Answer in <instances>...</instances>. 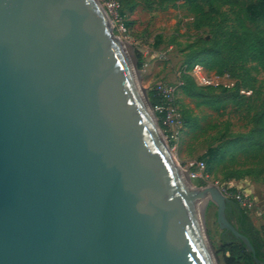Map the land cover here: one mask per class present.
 Returning <instances> with one entry per match:
<instances>
[{
    "label": "water",
    "instance_id": "95a60500",
    "mask_svg": "<svg viewBox=\"0 0 264 264\" xmlns=\"http://www.w3.org/2000/svg\"><path fill=\"white\" fill-rule=\"evenodd\" d=\"M97 0H0V264H217ZM207 201V203H208Z\"/></svg>",
    "mask_w": 264,
    "mask_h": 264
},
{
    "label": "rangeland",
    "instance_id": "374dc122",
    "mask_svg": "<svg viewBox=\"0 0 264 264\" xmlns=\"http://www.w3.org/2000/svg\"><path fill=\"white\" fill-rule=\"evenodd\" d=\"M237 1L239 8L251 14L260 9L258 0ZM127 2H122V16L128 24L126 34L110 25L113 35L130 51L127 64L134 68L133 78L140 84L155 121L159 125L158 111L151 105L149 94L168 87L175 92L176 105L185 120L192 122L190 126L169 129L159 126L187 186L201 189L216 185L221 192H239L264 205V128L257 123L258 116L264 115V69L246 62L221 39L222 31L236 26L235 16L227 6H217L215 13H208L213 21L202 19L195 24L194 18L207 11L206 7H189L183 0ZM244 21L252 26L251 19ZM259 26L264 32V25ZM217 50L223 62L217 75L231 88L210 89L198 84L193 76V64L207 52ZM237 87L253 93L237 94ZM216 211L217 206L208 201L203 223L217 264H225L219 250L223 230ZM253 220L264 230V218Z\"/></svg>",
    "mask_w": 264,
    "mask_h": 264
},
{
    "label": "trees",
    "instance_id": "16d2710c",
    "mask_svg": "<svg viewBox=\"0 0 264 264\" xmlns=\"http://www.w3.org/2000/svg\"><path fill=\"white\" fill-rule=\"evenodd\" d=\"M121 4V14L124 15L122 2L128 3V0H119ZM260 9L257 13L251 14L247 9L239 8L237 0H183L184 5L189 7H198L202 5L207 8V11L194 18L195 24L202 19L213 21L208 13H215L217 6H227L229 12L235 16L236 26L229 31L221 32V39L225 45L235 53L243 56L246 62L257 64L264 69V32L259 25H264V0H258ZM251 17V18H250ZM244 18L251 19L252 26L245 23ZM260 23V24H259ZM126 25L128 26L127 22ZM197 64V63H195ZM208 71H214L220 74L223 67V62L219 58V50L215 52H207L206 55L199 60ZM194 65V64H193ZM191 85V84H190ZM192 86V85H191ZM213 89V87H208ZM187 93L191 94L190 88H187ZM239 88L235 89L237 94ZM252 91V90H251ZM253 93V92H252ZM151 105L155 108L162 104V98L157 91H151L149 94ZM159 117V126L166 129L163 124L164 113L157 112ZM183 125H192L191 121L185 120L182 111H180ZM257 123L264 128V115L261 114L257 118ZM225 213L227 219L245 235L255 250V256L258 262L255 261L251 252H249L245 244L238 238L234 237L229 231L223 230L220 236V251L224 254L225 264H264V230L257 227L250 214L243 210L238 202L234 199H228L226 203Z\"/></svg>",
    "mask_w": 264,
    "mask_h": 264
},
{
    "label": "built area",
    "instance_id": "2783aa9c",
    "mask_svg": "<svg viewBox=\"0 0 264 264\" xmlns=\"http://www.w3.org/2000/svg\"><path fill=\"white\" fill-rule=\"evenodd\" d=\"M103 8L109 16L110 23L113 28H116L121 34H126L128 27L121 14V4L119 0H100ZM193 76L198 84L205 87L213 88H231L232 85L221 81L219 75L210 74L201 64H194L192 66ZM162 98V104L155 107L158 112L164 113L163 123L166 128L182 126L183 120L179 108L176 105L175 92L172 88L162 87L157 90ZM242 94H250L251 90L239 91ZM171 137L174 138V133L170 130ZM228 199H234L238 202L239 206L250 213L252 220L254 218L261 220L264 218V205L257 204L254 200L247 198L239 192H222Z\"/></svg>",
    "mask_w": 264,
    "mask_h": 264
},
{
    "label": "bare ground",
    "instance_id": "6f19581e",
    "mask_svg": "<svg viewBox=\"0 0 264 264\" xmlns=\"http://www.w3.org/2000/svg\"><path fill=\"white\" fill-rule=\"evenodd\" d=\"M119 43H120V48L122 49L123 54H124V56H125L126 62L129 64L128 60H129V57H131V55H130V51H129V49H128V47H127L126 44H124L123 42H119ZM129 68H130V70H131L132 72H134V68H132V67H130V66H129ZM134 73H135V72H134ZM132 75H133V74H132ZM139 85H140V84H139ZM138 96H139V98L142 99V101H143V107L148 111L149 109H148V106H147V103H146V100H145V95H144V93L142 92V90L139 91ZM172 157H173V155H172ZM173 160H174V158H173ZM174 161H175V160H174ZM177 166H178V165H177ZM179 172H180L181 176L184 175V173L182 172V170L179 169ZM208 200H209V196H208V195H205V196L199 201L198 206H199V208H200L202 211H203L204 207L206 206Z\"/></svg>",
    "mask_w": 264,
    "mask_h": 264
},
{
    "label": "crops",
    "instance_id": "0c3cea01",
    "mask_svg": "<svg viewBox=\"0 0 264 264\" xmlns=\"http://www.w3.org/2000/svg\"><path fill=\"white\" fill-rule=\"evenodd\" d=\"M253 222H254V224L256 225L255 220H253ZM256 226H257V225H256Z\"/></svg>",
    "mask_w": 264,
    "mask_h": 264
}]
</instances>
